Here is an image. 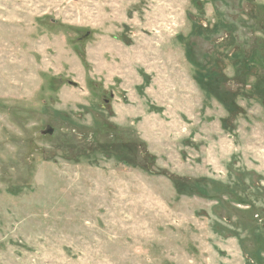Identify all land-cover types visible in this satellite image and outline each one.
Masks as SVG:
<instances>
[{
    "label": "rangeland",
    "instance_id": "1",
    "mask_svg": "<svg viewBox=\"0 0 264 264\" xmlns=\"http://www.w3.org/2000/svg\"><path fill=\"white\" fill-rule=\"evenodd\" d=\"M0 264H264V0H0Z\"/></svg>",
    "mask_w": 264,
    "mask_h": 264
}]
</instances>
